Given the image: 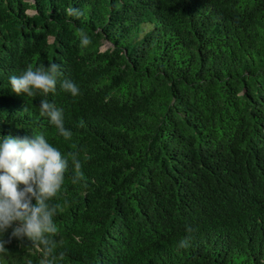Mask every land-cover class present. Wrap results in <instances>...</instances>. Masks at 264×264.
I'll list each match as a JSON object with an SVG mask.
<instances>
[{
  "label": "trees",
  "instance_id": "obj_1",
  "mask_svg": "<svg viewBox=\"0 0 264 264\" xmlns=\"http://www.w3.org/2000/svg\"><path fill=\"white\" fill-rule=\"evenodd\" d=\"M51 62L55 94L11 90ZM41 134L82 164L51 201L55 264H264V0H0V138ZM5 247L0 264H40Z\"/></svg>",
  "mask_w": 264,
  "mask_h": 264
},
{
  "label": "clouds",
  "instance_id": "obj_2",
  "mask_svg": "<svg viewBox=\"0 0 264 264\" xmlns=\"http://www.w3.org/2000/svg\"><path fill=\"white\" fill-rule=\"evenodd\" d=\"M67 14L79 16L81 13L70 7ZM80 39L83 47L91 43L83 30H80ZM61 75L60 65L54 62L36 68L30 64L21 75L9 77V83L17 95L47 97L49 93H56ZM60 87L73 97L80 94L79 87L70 80L60 81ZM40 115L48 117L66 140L71 139L72 132L64 126L63 109L45 98L40 101ZM78 157L79 152L63 155L42 134L0 138V237L12 229L7 240L0 238V254H7L5 245L13 238L21 241L26 238L42 254L40 264H55V249L60 242L55 239L59 230L54 217L59 205L51 201L58 197L65 183L69 159L75 170L73 183L82 178ZM185 230L189 235L180 242L181 248L190 246L193 229L186 226ZM59 258H63V253Z\"/></svg>",
  "mask_w": 264,
  "mask_h": 264
}]
</instances>
